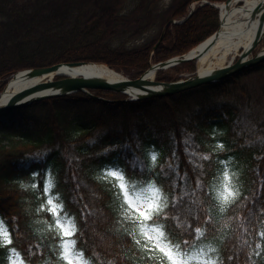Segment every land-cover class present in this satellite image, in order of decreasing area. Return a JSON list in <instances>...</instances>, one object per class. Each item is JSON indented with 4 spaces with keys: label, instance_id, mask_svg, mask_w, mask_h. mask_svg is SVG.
<instances>
[{
    "label": "trees",
    "instance_id": "obj_1",
    "mask_svg": "<svg viewBox=\"0 0 264 264\" xmlns=\"http://www.w3.org/2000/svg\"><path fill=\"white\" fill-rule=\"evenodd\" d=\"M163 1L0 0V92L18 71L70 62L103 63L137 79L150 61L183 55L218 28V10L206 3L182 23H169L201 0ZM90 93L0 114V264H65L47 181L75 216L77 248L91 264H170L122 214L127 205L106 165L128 167L138 183L162 184L169 207L160 221L174 241H189V254L207 253L218 264H264V62L167 97L125 101L111 91ZM229 157L237 195L221 205L208 189L218 174L222 182L220 161ZM37 168L41 174L33 176ZM197 179L203 190H195ZM197 227L207 229L199 239Z\"/></svg>",
    "mask_w": 264,
    "mask_h": 264
},
{
    "label": "snow or ice",
    "instance_id": "obj_2",
    "mask_svg": "<svg viewBox=\"0 0 264 264\" xmlns=\"http://www.w3.org/2000/svg\"><path fill=\"white\" fill-rule=\"evenodd\" d=\"M223 147V144L220 145ZM125 149H130L129 144L124 145ZM153 164L157 161L158 153L156 151L150 154ZM205 159H209L205 154ZM221 160L220 163L224 165L222 173V182L219 181V174L217 177V183L210 186L208 189V196L214 198L221 205H229L235 200L237 191L233 185V174L228 168L229 160ZM133 171H135L134 166ZM143 165H141V169ZM128 167L106 165L104 167L105 176L111 175L116 181L120 189V195L123 197V204L127 205L124 210V215L129 216L131 220L140 225V235L144 236L147 241L151 242L152 248H158L161 252L165 253L170 261V264H192L195 260L196 264H218V259H208L207 253H203V249L200 250L203 253L201 257L197 253L189 254L185 249L189 247V241L187 239L183 241H174L171 234L167 229V225L160 221L161 214L163 213V219H167V213L165 209L169 207L168 197L165 194L162 184L157 183L155 178L151 179L147 183H138L136 180L130 179L127 175ZM41 171L39 168L32 171L33 176H39ZM187 179V174H185ZM27 187V185H23ZM51 181H47L45 184V193L48 194V211L55 217V225L60 232L59 255L65 262V264H91V260L85 257L84 249L77 248L76 234L78 232V225L74 215L69 214L63 202H57V197H53L50 194ZM33 187H38V184H34ZM204 183L201 179L196 180V189L203 190ZM44 208V205H41ZM221 212L225 211V207L221 206ZM211 219L210 217L208 218ZM207 229H201L197 227L195 229L197 239L204 235ZM155 233V235H153ZM3 233L0 232V236ZM264 236V232L260 233ZM11 236L7 241L11 244ZM136 243H140L137 239ZM144 247L151 251L149 244L145 243ZM259 247V245H258ZM259 255V253H257ZM187 257V259H185ZM228 259H232L229 257Z\"/></svg>",
    "mask_w": 264,
    "mask_h": 264
},
{
    "label": "water",
    "instance_id": "obj_3",
    "mask_svg": "<svg viewBox=\"0 0 264 264\" xmlns=\"http://www.w3.org/2000/svg\"><path fill=\"white\" fill-rule=\"evenodd\" d=\"M232 1L233 0H226L222 3L224 6H226V10L230 6ZM211 6L219 9L218 5ZM256 10L261 16L262 27L256 34L251 45L246 49H242L241 52L237 55V59L235 61H233V58L226 66L218 68L217 70H214L208 74L202 76L196 74L194 77L188 79L171 82L158 81L154 78L150 80L147 78V75L151 70H165L181 63L194 61V58L186 57V55L190 51L181 56H176L169 60L159 62L150 66L149 69L146 70L137 79L123 78L119 81H109L102 78H90L81 75L72 77L68 74L58 72L62 68L71 70L76 67L86 65V62L60 63L47 67L31 68L23 71L26 72L31 78L41 77L45 79L44 83L41 85V87H39L40 89L35 91V93H31L32 90L19 92L13 97L14 100L9 102H2V94L5 90L4 88V90L0 93V114L10 110L23 108L45 99L63 97L75 92L90 94L89 90L111 91L126 95L129 97V101H134L156 97L172 96L190 89L200 87L202 85L220 82L236 73L241 72L242 70L264 62V47L256 52L252 58H249L253 50L257 47L259 42L264 37V0H262L258 4ZM193 11L194 9L191 8L188 16H190ZM220 28L221 19L218 29L209 38L213 37L215 39L216 37H218ZM158 44L159 42L157 43V45ZM14 76H16V74L12 76L11 80ZM57 76H63L64 78L56 80L55 77ZM11 80H9L8 83Z\"/></svg>",
    "mask_w": 264,
    "mask_h": 264
},
{
    "label": "bare ground",
    "instance_id": "obj_4",
    "mask_svg": "<svg viewBox=\"0 0 264 264\" xmlns=\"http://www.w3.org/2000/svg\"><path fill=\"white\" fill-rule=\"evenodd\" d=\"M261 1L233 0L227 10L223 4L218 5L221 19L219 36L215 39L208 38L186 55V57L194 58L197 75L202 76L226 66L229 56L231 57L230 62L242 49L251 45L262 27L261 16L256 10ZM58 72L72 77L81 75L109 81H119L124 78L120 73L97 63H89L71 70L62 68ZM156 72L151 70L147 78L152 80ZM44 81V78H31L26 72H19L6 85L2 94V102L14 100L13 97L19 92L32 90L31 93H35Z\"/></svg>",
    "mask_w": 264,
    "mask_h": 264
},
{
    "label": "rangeland",
    "instance_id": "obj_5",
    "mask_svg": "<svg viewBox=\"0 0 264 264\" xmlns=\"http://www.w3.org/2000/svg\"><path fill=\"white\" fill-rule=\"evenodd\" d=\"M169 2H170V0H164L163 1V4L164 5H168L169 4ZM201 3H203L204 4V1L203 0H201V1H193V2H191L190 3V5H189V7L191 6H193L194 8H196L198 5H200ZM210 3V2H209ZM218 3L219 2H214V3H210V5H218ZM189 7H188V9H189ZM170 23V22H169ZM169 23H167V25H166V27L163 29V35H164V33H165V30H166V28L169 26ZM162 35V36H163ZM147 36H148V34L146 33L145 35H143L142 37H141V39L137 42V43H134L133 45H138V44H140V43H142V42H144L146 39H147ZM131 43L130 44H128L127 46L128 47H131ZM157 45V44H156ZM156 45H155V47H156ZM198 46V45H197ZM154 47V48H155ZM196 47V46H195ZM264 47V37L262 38V40L260 41V43L257 45V47L253 50V52L251 53V55L249 56V58H252L253 56H254V54L256 53V52H258L260 49H262ZM192 49H194V48H192ZM191 49V50H192ZM191 50H189V51H191ZM188 51V52H189ZM187 52V53H188ZM144 53L145 52H141L140 54H139V58L140 59H143L144 58ZM153 56V52L151 53V57ZM176 57V56H175ZM230 56H229V58L227 59V61H226V64L225 65H227L228 64V62H229V60H230ZM236 58L237 57H235V59L234 60H236ZM233 60V61H234ZM156 63H158V62H153V61H150V65H154V64H156ZM100 64H103V63H100ZM103 65H105V64H103ZM107 66V65H106ZM150 67V66H149ZM149 69V68H148ZM147 69V70H148ZM114 71H116V72H118V73H120L124 78H129V79H132L129 75H127L126 73H124V72H122V71H117V70H115V69H113ZM146 71V70H145ZM144 71V72H145ZM196 72H197V68H196V63H195V61H191V62H185V63H181V64H179V65H177V67L175 66V67H172V68H168V69H166V70H163L161 73H156V75H155V80H165V79H167V80H172V81H175V80H184V79H188V78H191V77H194L195 75H196ZM9 80V79H8ZM7 80V81H8ZM162 80V81H163ZM253 81L254 80H256V77H254L253 79H252ZM6 81V82H7ZM6 85V84H5ZM3 90H4V88H3ZM2 90V91H3ZM1 91V92H2ZM0 92V93H1ZM126 98H128L127 96H126ZM4 121H6V119H3ZM2 232H3V235L5 236V232H4V229L2 228ZM153 235H155L154 233H153ZM5 240V239H4ZM78 264H79V262H78Z\"/></svg>",
    "mask_w": 264,
    "mask_h": 264
}]
</instances>
